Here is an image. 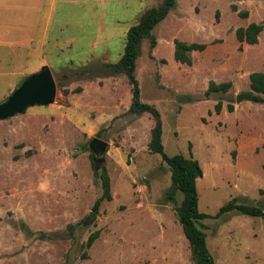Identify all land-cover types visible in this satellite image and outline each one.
Wrapping results in <instances>:
<instances>
[{"label": "rangeland", "instance_id": "1", "mask_svg": "<svg viewBox=\"0 0 264 264\" xmlns=\"http://www.w3.org/2000/svg\"><path fill=\"white\" fill-rule=\"evenodd\" d=\"M175 1L151 31L154 45L151 38L140 43L134 72L140 100L159 112L165 154L199 163L200 213L214 217L232 199L264 211V104L242 96L250 91L249 75L264 73V0ZM15 2L29 5L9 4ZM162 3L54 0L43 8L42 21L49 20L35 56L11 59L13 48L0 44V103L43 66L56 85L51 104L0 121V264H195L165 198L169 167L148 150L152 116L129 112L124 74H74L116 63L128 29ZM251 23L263 26L257 44H240L236 30ZM175 41L205 49L190 52L187 66L174 59ZM211 83L230 87L206 96ZM92 138L108 144L96 170ZM101 168L111 201L94 211ZM181 201L178 193L176 204ZM199 229L215 264H264L261 218L231 211L201 220Z\"/></svg>", "mask_w": 264, "mask_h": 264}, {"label": "trees", "instance_id": "2", "mask_svg": "<svg viewBox=\"0 0 264 264\" xmlns=\"http://www.w3.org/2000/svg\"><path fill=\"white\" fill-rule=\"evenodd\" d=\"M176 6L175 0H163L161 6L157 9L150 10L144 13L139 22L128 29L126 33V42L123 53L116 63L91 65L82 69L76 70L74 74L77 77L96 76L110 77L118 73L124 74L131 86V104L129 112L137 116L148 113L152 116L154 126L151 129V138L148 143V150L152 154L160 156L161 160L169 167L170 170V185L165 192V198L175 206L178 222L181 226L182 233L187 240L191 252L192 260L195 264H215L210 255L204 233L199 229L200 221L206 218H217L231 211L258 217L264 220V211L256 206L245 204H237L236 199H232L225 205L219 208L214 217L200 213L198 211V193L196 181L202 177V169L199 163L191 156L186 158L182 155L167 156L162 145V125L161 118L157 109L140 100V89L138 82L134 76L135 61L139 55V46L144 38H151V31L166 18L168 13ZM234 10V7H232ZM244 18L247 17L246 12L240 13ZM261 24L251 23L245 28H238L235 32L237 41L242 44L255 45L258 42V36L262 32ZM151 43L154 45V40L151 38ZM175 48L173 56L175 61L190 66L191 58L189 53L192 51H203V44H186L179 41L174 42ZM230 87V83L209 85V89L205 95L209 96L211 92H226ZM250 91L242 94L244 100L264 104V73L254 72L249 75ZM221 102L218 101L214 106V111L219 114L221 111ZM228 112H233L231 105L227 106ZM94 170H96V162L93 161ZM101 185V196L95 201L93 210H97L100 202L111 201L110 182L104 168H101L100 173H95ZM182 194V201L179 205L176 204V195ZM260 194L264 191L260 190ZM98 233L89 236L86 242V247H90L97 239Z\"/></svg>", "mask_w": 264, "mask_h": 264}, {"label": "crops", "instance_id": "3", "mask_svg": "<svg viewBox=\"0 0 264 264\" xmlns=\"http://www.w3.org/2000/svg\"><path fill=\"white\" fill-rule=\"evenodd\" d=\"M0 1H3L0 5V44L13 48L9 55L11 59L35 56L37 44L44 42L49 20L46 15L42 21L43 8L53 6L54 0H29V5L15 2L14 6L9 4L11 0Z\"/></svg>", "mask_w": 264, "mask_h": 264}, {"label": "water", "instance_id": "4", "mask_svg": "<svg viewBox=\"0 0 264 264\" xmlns=\"http://www.w3.org/2000/svg\"><path fill=\"white\" fill-rule=\"evenodd\" d=\"M56 85L47 66L26 77L12 93L0 103V121L23 114L33 106H47L54 101ZM108 144L98 138H92L88 144L92 156L103 155ZM103 160V159H101Z\"/></svg>", "mask_w": 264, "mask_h": 264}, {"label": "flooded vegetation", "instance_id": "5", "mask_svg": "<svg viewBox=\"0 0 264 264\" xmlns=\"http://www.w3.org/2000/svg\"><path fill=\"white\" fill-rule=\"evenodd\" d=\"M99 159H100L99 156H95V157H94V161H95V162H97V160H99Z\"/></svg>", "mask_w": 264, "mask_h": 264}]
</instances>
